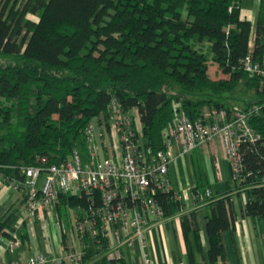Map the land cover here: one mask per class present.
<instances>
[{"label":"trees","instance_id":"1","mask_svg":"<svg viewBox=\"0 0 264 264\" xmlns=\"http://www.w3.org/2000/svg\"><path fill=\"white\" fill-rule=\"evenodd\" d=\"M249 35L239 0H0V56L8 60L0 63V171L12 176L39 157L47 165L82 149L85 125L97 116L106 121L111 98L122 111L135 108L142 147L155 154L179 112L195 120L203 107L232 109L224 98L241 82L252 97L240 110L261 139L241 144L243 169L231 188L204 195L198 168L189 189L193 207L203 209L207 259H222L221 232L235 219L231 191L244 188L241 213L264 221V79L238 64L248 49L254 58L264 54V0L251 46ZM209 61L219 77L208 76ZM174 88L199 97L171 95ZM82 200L59 193L56 217L68 222L67 209ZM157 200L164 216L179 213L183 236L195 242L193 209L182 211L184 199L158 193ZM83 244L80 264L121 261L104 255L108 242L99 230ZM186 249L188 264H198L188 241Z\"/></svg>","mask_w":264,"mask_h":264},{"label":"built area","instance_id":"2","mask_svg":"<svg viewBox=\"0 0 264 264\" xmlns=\"http://www.w3.org/2000/svg\"><path fill=\"white\" fill-rule=\"evenodd\" d=\"M238 64L242 70L264 79V54L254 58L248 49ZM94 119L96 131L92 119L83 130L82 149L72 148L65 159L44 165L45 158L39 157L34 165L16 167L12 176L0 171V183L19 194L28 219H42L44 213H51L59 193L83 199V205L77 202L67 209L68 222L58 221L65 241L54 261L80 264L84 236L91 238L99 230L108 242L104 255L117 259L119 246L124 244L133 249L136 243L142 260L147 262L151 227L179 216V213L164 216L157 200L158 193L179 198L171 189L167 174L174 151L187 153L215 137L229 165L233 186L243 169L241 144L252 145L261 139L248 124L247 112L236 106L228 110L207 107L195 120L179 112L165 131L163 148L155 154H147L140 143L135 108L122 111L111 98L106 121L98 116ZM259 182L264 187V176ZM209 192L206 188L204 195ZM17 228L15 223L11 230L1 229L8 235L9 250L21 241ZM47 259V255L36 253L0 264H38Z\"/></svg>","mask_w":264,"mask_h":264},{"label":"crops","instance_id":"3","mask_svg":"<svg viewBox=\"0 0 264 264\" xmlns=\"http://www.w3.org/2000/svg\"><path fill=\"white\" fill-rule=\"evenodd\" d=\"M258 2L259 0H239V18L250 23L249 46L253 39ZM204 109L206 107H203L201 112ZM198 168L202 171L200 180L208 187L210 193L220 194L231 188L229 165L215 137L187 153L179 154L175 150L167 165L171 189L184 199L182 211L186 213L187 210L193 209L197 240L194 242L190 233L183 236L179 216L173 217L151 227L146 249L147 262L142 260L137 244L134 243L133 249L124 244L118 247L117 251L121 257L118 264H188L187 241L191 246L192 257L198 264H264V221L241 213L247 199L244 191L230 192L235 219L231 227L221 232L223 258L217 257L212 262L208 261L203 209L193 207L189 192L195 182H198L195 175ZM58 221L53 205L51 213H44L42 219H28L23 212L19 194L0 183L2 229L11 230L17 223L16 232L21 240L18 246L9 250L8 235L0 230V261H17L21 257L41 253L47 255L48 259L38 264H68L54 261L60 245L65 241ZM76 247L81 248L78 244Z\"/></svg>","mask_w":264,"mask_h":264},{"label":"rangeland","instance_id":"4","mask_svg":"<svg viewBox=\"0 0 264 264\" xmlns=\"http://www.w3.org/2000/svg\"><path fill=\"white\" fill-rule=\"evenodd\" d=\"M30 18H34L33 16H29ZM202 44V49L205 48V43H200ZM205 50V49H204ZM8 60L4 57H1L0 56V63H5L7 62ZM207 74L210 78H216V77H219L220 76V73L216 67L215 64L211 63L210 61L208 62L207 64ZM244 86L240 83L237 84V86L235 87V89L230 92V93H226L225 95V100L230 103V104H233L234 106H236L237 108H240L242 106V103H244L245 101H248L251 99L252 95L250 93V91L248 92H244ZM174 92V94L172 93ZM171 95H176L178 97H186V98H190V99H195L197 97H199V95H195V93H192V94H187V93H184V92H181L180 90H178V88H174L172 91H171ZM174 105H176V103H174ZM92 126L94 128V130L96 131V121L95 119L92 120ZM135 127L137 128V130L139 129L138 128V124H135ZM139 140H140V143H142V137L141 135L139 134Z\"/></svg>","mask_w":264,"mask_h":264}]
</instances>
